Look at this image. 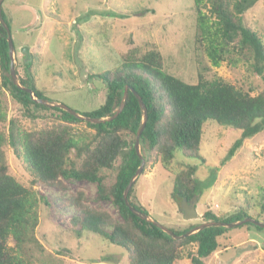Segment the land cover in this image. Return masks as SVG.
Segmentation results:
<instances>
[{
    "label": "trees",
    "instance_id": "obj_1",
    "mask_svg": "<svg viewBox=\"0 0 264 264\" xmlns=\"http://www.w3.org/2000/svg\"><path fill=\"white\" fill-rule=\"evenodd\" d=\"M192 1L196 45L204 49L211 65L218 68L223 63L237 66L244 62L250 74L264 82V37L244 21L245 13L259 0ZM2 15L7 23L3 9ZM121 59L124 63L115 72L99 76L107 87L105 102L85 115L112 116L128 86L124 110L112 122H82L60 109L35 104L29 94L18 90L10 75L7 32L0 25L1 90L9 94L18 111L8 118V107L0 102V121L5 127V131L0 128V264H45L41 256L46 251L36 233L41 205L49 206V202L34 188L43 184L66 190L63 180L95 184V200L113 204L121 217V221H116L109 211L90 205L85 191L78 190L69 199L76 214L69 219L68 229L78 238L88 232L122 248L127 264H178L185 255L190 264H207L214 254L232 247L228 237L231 229L207 228L175 240L136 217L126 206L124 190L141 164L135 143L142 111L131 90L142 98L148 111V122L140 139L146 161L142 174H145L157 164L170 168L176 152L202 160L201 146L208 121L241 133L227 154L228 159L234 157L245 140L264 132V89L254 94L256 89L241 90L220 78L208 80L202 73H197L195 83L187 82L165 69L163 56L157 49L141 55L135 49L130 50ZM23 71L21 75L17 68L20 82L45 98L36 88L30 62L25 61ZM47 112L48 115L43 114ZM26 119L36 127L23 128L21 121ZM80 124L90 131L78 132ZM6 147L24 166L30 187L11 174ZM196 174L194 166L182 167L177 173L172 196L179 207L184 201L200 196ZM135 186L129 193V202L149 214L136 204L140 202L138 198L136 202L132 199ZM248 211L247 206L223 217L207 210L201 218L203 222L232 223L249 218ZM199 224L189 223L183 230H171L182 235ZM245 225L264 231L250 223ZM64 252L70 253L66 249Z\"/></svg>",
    "mask_w": 264,
    "mask_h": 264
},
{
    "label": "rangeland",
    "instance_id": "obj_2",
    "mask_svg": "<svg viewBox=\"0 0 264 264\" xmlns=\"http://www.w3.org/2000/svg\"><path fill=\"white\" fill-rule=\"evenodd\" d=\"M2 9L16 50V69L24 75L23 65L30 62L37 90L46 99L81 114L103 105L107 87L99 76L115 72L124 63L122 54L134 49L139 55L157 49L165 69L190 83H195L197 73H202L208 80L220 78L241 90L256 89L254 94L264 89V82L253 77L244 62L237 66L223 63L218 68L211 65L204 49L196 45L192 0H5ZM244 21L264 37V0L245 13ZM24 48L30 50L29 59L22 52ZM1 82L0 75V102L8 107L7 117L12 118L18 111L9 94L1 90ZM34 124L27 119L21 121L26 129L35 128ZM0 128L5 131L1 121ZM204 128L202 160L176 152L170 168L157 164L139 177L132 199L136 202L138 198L137 205L175 231L185 229L189 223H202L207 210L229 217L248 206L249 218L264 222V132L245 140L243 147L228 159V151L241 133L214 121H208ZM77 130L90 131L84 124ZM5 150L11 174L30 187L24 166L10 148ZM190 166L197 168L200 181L196 205L199 218L185 221L172 196L173 181L182 167ZM63 183L66 190L43 184L34 188L49 202V206L41 205L36 233L46 251L42 261L127 264L122 248L88 232L78 238L68 229L69 219L76 214L69 199L78 190L85 191L90 205L109 211L116 221H121L114 205L95 200V184ZM228 237L232 247L214 254L207 264H264V231L242 225L231 229ZM178 264L190 262L185 255Z\"/></svg>",
    "mask_w": 264,
    "mask_h": 264
},
{
    "label": "water",
    "instance_id": "obj_3",
    "mask_svg": "<svg viewBox=\"0 0 264 264\" xmlns=\"http://www.w3.org/2000/svg\"><path fill=\"white\" fill-rule=\"evenodd\" d=\"M4 1L5 0H0V25H2L3 28L7 32V42L9 44V57H10V75H11V79H12L13 84L18 88V90L29 94L31 100L35 104H39V105L45 106L47 108L60 109V110L66 112L67 114L73 116L74 118H76L82 122H88L91 124H104V123L112 122L113 120H115L122 113V111L124 110V108L126 106L127 99H128V93L130 91L128 86L125 87L121 103H120L119 107L116 109L115 113L110 117H100V118L97 117L96 118V117H90L88 115L78 113V112L70 109L69 107H67L66 105H64L62 103L51 101V100H48L46 98H40L31 88L24 86L20 82L19 76L17 75V69H16L17 62H16V50H15L14 42H13V39L11 36L10 28H9L8 24L5 22L3 15H2V5H3ZM22 52H23V54H25L27 59H29L31 57L29 48H24L22 50ZM131 91L133 92L134 96L136 97V99L139 102V105H140V108L142 111V124H141V126L137 132V138H136V143H135V150H136L138 157L141 159V164H140L139 168L137 169V171L135 172V174L130 179V181H129V183H128V185L125 188L124 193H123V198H124L125 204L129 208V210L139 219L144 220L145 222L154 225L155 227L159 228L161 231H163L165 234H167L168 236H170L171 238H173L175 240H181V239L188 238L190 236L198 234L200 231H203L204 229H207V228H220L221 227V228L233 229V228L245 225L247 223L253 224L259 228L264 229V222H259V221L252 219V218H245L243 220H240L237 222H232V223L203 222V223L197 225L196 227H194L193 229L189 230L188 232H186L182 235H176L171 229H169V228L163 226L162 224H160L159 222H157L149 214H146L143 211L136 209L134 206H132L130 204L129 198H128L129 193L132 190V188L135 186L139 177L142 175L144 168H145V164H146V161L142 156L140 139H141L142 133L144 132L145 127H146L147 122H148V111H147L146 105L144 104L142 98L135 91H133V90H131ZM197 201H198L197 196H194L192 200L184 201L182 203V206L180 207V211H182L185 221H194V220H197L199 218V215L196 211Z\"/></svg>",
    "mask_w": 264,
    "mask_h": 264
}]
</instances>
